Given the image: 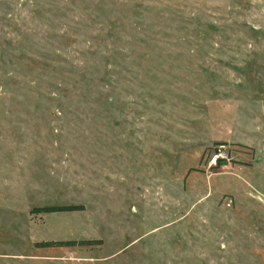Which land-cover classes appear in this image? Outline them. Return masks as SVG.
<instances>
[{
	"label": "rangeland",
	"instance_id": "obj_1",
	"mask_svg": "<svg viewBox=\"0 0 264 264\" xmlns=\"http://www.w3.org/2000/svg\"><path fill=\"white\" fill-rule=\"evenodd\" d=\"M0 264H264V0H0Z\"/></svg>",
	"mask_w": 264,
	"mask_h": 264
},
{
	"label": "trees",
	"instance_id": "obj_2",
	"mask_svg": "<svg viewBox=\"0 0 264 264\" xmlns=\"http://www.w3.org/2000/svg\"><path fill=\"white\" fill-rule=\"evenodd\" d=\"M219 159V157H217ZM84 207L82 205H62V206H43L34 207L31 209L32 213L38 214L43 212H64V211H75L82 210ZM100 243L99 240H55V241H42L36 243L40 247H69L75 245L88 246Z\"/></svg>",
	"mask_w": 264,
	"mask_h": 264
}]
</instances>
